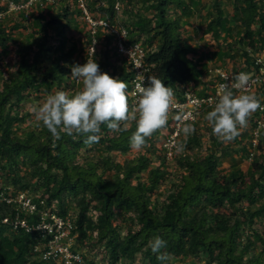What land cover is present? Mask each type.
<instances>
[{
  "label": "trees",
  "instance_id": "obj_1",
  "mask_svg": "<svg viewBox=\"0 0 264 264\" xmlns=\"http://www.w3.org/2000/svg\"><path fill=\"white\" fill-rule=\"evenodd\" d=\"M102 1L95 0L93 17L105 16L127 28V43L142 41L148 48L146 78H160L176 94L183 87L207 88L216 80L208 74V64L199 63L208 52L191 43L194 22L183 23L182 17L191 13L190 1ZM117 1L120 10L115 8ZM201 1L206 5L202 39L206 46L212 41L217 46L210 51L212 57L227 58L251 72L255 57L264 55V0ZM75 4H62L59 10L49 4L47 12L34 6L37 12L30 17L17 11L0 18V60L15 33L30 29L34 38V42L16 43L8 68L0 71V193L27 192L39 209L48 207L63 217L72 210L73 234L91 250L105 249L109 264L133 262L138 254L144 264H162L148 247L157 236L167 242L162 251L174 258L184 256L205 264H264V232L257 227L264 223V134L252 158L251 137L244 146L251 167L226 172L221 160L225 152L238 150L240 135L234 147L220 142L212 130L208 137L213 145L205 134L195 131L185 141L181 132L186 148L173 155L172 172L165 166L163 133L154 134L139 151L130 146L134 123L124 133L102 126L101 139L92 145L85 144L83 136L61 134L53 147L51 133L34 119L28 122L36 108L25 103L34 96L59 90L75 93L72 66L97 57L96 51L89 57L96 32L103 31L105 40L100 70L125 81L129 93L132 88L131 62L118 55L108 28L98 27L94 34L88 31L79 47L67 44V33L81 14L76 0ZM6 10L7 3L0 4V12ZM230 17L238 32L234 37L223 35ZM253 94L264 101V84ZM258 113L251 116L248 132L256 126ZM175 123L170 119L168 126ZM235 156L240 157L232 152L225 158L230 167ZM165 182L168 189L161 192ZM5 215L14 219L16 204L0 201V216ZM21 216L32 221L25 212ZM43 241L38 233L0 223V264H57L43 260V250H34Z\"/></svg>",
  "mask_w": 264,
  "mask_h": 264
},
{
  "label": "clouds",
  "instance_id": "obj_2",
  "mask_svg": "<svg viewBox=\"0 0 264 264\" xmlns=\"http://www.w3.org/2000/svg\"><path fill=\"white\" fill-rule=\"evenodd\" d=\"M71 78L81 84L80 90L69 94L64 90L47 96L45 101L33 109L37 125H43L53 137V147L61 134L72 138L83 136L84 143L92 145L101 139L102 126L113 133L129 131L135 124L130 146L139 151L145 148L154 134L167 130L169 120L182 125L181 132L186 141L195 133L190 117L183 110H176L175 92L172 87L155 76L136 85V95L128 92L125 81L102 72L95 59L83 65L72 66ZM251 75L240 72L233 82L222 84L217 92L218 100L204 117L213 135L222 142L234 141L248 126L251 116L262 108L255 94L244 93ZM184 142L174 145L177 154L185 149ZM166 241L157 236L149 241L148 247L162 264H169L171 255L162 249Z\"/></svg>",
  "mask_w": 264,
  "mask_h": 264
},
{
  "label": "built area",
  "instance_id": "obj_3",
  "mask_svg": "<svg viewBox=\"0 0 264 264\" xmlns=\"http://www.w3.org/2000/svg\"><path fill=\"white\" fill-rule=\"evenodd\" d=\"M58 0H24L22 3H15L13 0H0V4L7 3V10L0 12V18L8 12H22L28 14L29 10L34 6L43 7L45 4H55ZM81 10V17L90 24L91 32L94 34L98 27L108 28L114 34V46L118 55L127 57L132 65L133 79L130 94L132 97L136 95V85L145 81L147 83L146 73L149 66L145 61L148 48L142 41L127 43L128 30L118 25L116 22H110L105 16L94 18L88 0H76ZM105 4V0L102 1ZM115 8L120 10V2L117 1ZM105 15V14H103ZM97 34V32H96ZM99 43L97 36H94L89 47L90 56L96 51ZM240 72H247L246 68H225L222 66H214L209 68L210 76L216 78L212 84L206 88L204 85L196 89L183 87L179 94L175 93V102L177 109L190 117L189 123H197L203 119V115L207 109H210L218 100L217 92L222 84L233 82V78ZM251 75L249 85L243 90L244 93H253L260 84H264V55L256 56L252 71L247 72ZM262 108L258 109V116L254 123L256 126L250 133L252 152L250 158L256 152L259 140L264 134V101L261 102ZM182 125L176 122L171 127L168 137L164 138L163 147L167 158H173L176 153L174 145L180 142ZM0 201L8 204H16V215L11 219L9 215L0 216L1 224H10L13 230L24 229L28 233H38L43 242L35 246V251L41 252L43 260L55 262L57 264H109L108 259L105 263H101L93 258L85 257L84 252L79 249V239L77 234H73L74 223L71 217H63L56 211L45 207L39 209L32 195L27 192H20L16 196L11 194L5 196L0 193ZM44 201L41 200V203ZM21 212H25L31 216L32 221L29 222L27 217L21 216ZM33 215H36L34 217Z\"/></svg>",
  "mask_w": 264,
  "mask_h": 264
},
{
  "label": "rangeland",
  "instance_id": "obj_4",
  "mask_svg": "<svg viewBox=\"0 0 264 264\" xmlns=\"http://www.w3.org/2000/svg\"><path fill=\"white\" fill-rule=\"evenodd\" d=\"M190 1L191 3V13H188L186 15H184L182 17L183 19V23H187L189 21H193L194 22V25H195V28L192 30V34H190L192 36V41L191 43L193 45L196 46L197 49H201L202 52H208V56L206 57V59L204 60H199V63L203 66H206L204 65L205 63H208V68L210 67H214V66H222V67H225V68H236V63L235 62H232L230 61L229 59L227 58H224L222 60H219L218 58L219 57H215L211 55L212 52H214L216 49L215 47H217L215 45V42L212 41L211 45H208L206 46V43L205 41L202 39V31L200 29L204 28L205 27V21H204V18H205V13L204 11H202L203 9L206 8V5H204L202 3L201 0H188ZM95 0H88V3H90V6L91 8L94 7L95 5ZM62 4H70V6L74 7V6H77L75 4V0H58L54 5H55V9L56 10H59V8H61V5ZM51 6H47V8H45V6L43 7H39L41 9V11L43 12H47L46 9H49ZM31 12H28V14L24 13L25 16H29L32 15V13L34 12H37V8H32L30 9ZM29 10V11H30ZM79 15V19L77 20V23H76V26L72 27L71 30L69 31L68 34V38H67V44L69 46H72L74 44H76V46H80V45H83L82 43H84V40H85V37L87 36L86 34H88V31L91 32L92 28L90 27V24H88L86 22L85 19H83L81 17V14H77V16ZM204 16V17H202ZM232 20L233 18L230 17V20L228 21V25L226 26V31H223V35L225 36H236L238 35V32L235 31V26L233 25L232 23ZM21 32V33H20ZM31 30L28 29V30H24L22 32V30L19 31V33H15L14 34V38L12 39V41L10 42V47H8L7 49H4L3 51H1V54H2V60H0V71L1 70H6V68H8V64H9V61H10V57L12 55V47L15 46L16 43L18 42H23V41H27V39L31 40L32 42H34V38L32 37V33H30ZM104 32L101 31V32H97V37L99 39V43L96 47V54H97V57L95 58V60L98 62V61H101V54H102V51L104 50L105 48V40H104ZM207 36V35H206ZM212 36V33H210L207 37L208 38H211ZM207 38V40H208ZM214 44V46H212ZM212 51V52H210ZM78 52V48L76 47V50L74 51L73 55H74V58L77 57V53ZM211 56V57H210ZM89 57H90V54H89ZM87 61H85L84 63H86ZM205 62V63H204ZM210 75V73H208ZM201 87V85L199 86V88ZM81 88V84L80 83H76V88H75V92L78 91L79 89ZM43 93V92H42ZM52 93H44L43 95H36L34 96V99L30 102H26L25 103V106H29L31 105V103L34 105L35 108H38L44 101L45 99L47 98L48 95H50ZM250 94H253V93H250ZM35 120L34 117H32L31 119L28 118V122H30V120ZM195 124V129L198 133L200 134H205L206 135V139H209V135H210V127L207 123V121L204 119H200L197 123H194ZM248 125H249V122H248ZM171 132V127L170 126H167V130L165 132H163V140L165 137H168L169 133ZM250 133L251 132H248L247 131V127L245 129H243L241 131V143H237L238 145V150L234 149V150H230L229 152H225L226 154L223 156L222 158V164L220 165V167L222 168L223 171H226V172H230L231 169L233 168H239V169H242L243 171H246L248 170L250 167H251V163H250V159H247L246 156H245V144L247 145L249 140H250ZM210 140V139H209ZM180 142H183V140H180ZM209 142H211V145H213L212 143V140H210ZM231 145H233L234 147H236L237 145H235V141H232L230 142ZM228 144V143H227ZM225 145V143H224ZM249 146V145H248ZM186 148V147H185ZM233 149V148H232ZM185 150V149H184ZM236 150V151H235ZM184 152V151H183ZM233 152L234 155H239V159H237V157L235 156V164L230 167V165L227 163V161L225 160V158L231 154ZM130 156V154H129ZM123 161V160H122ZM175 165H176V160L175 158H167L166 157V163H165V166L166 167H169V169L174 172L175 171ZM168 186L169 184L168 183H164L161 187H160V191L163 192V191H167L168 189ZM72 210L70 211V214L68 215L69 217H72ZM126 223H123V226H125ZM257 227L264 232V223H258L257 224ZM124 229L122 230V232L124 233ZM79 249L80 251L84 252L85 254H87V256L89 258H93L94 260H98L99 262L101 263H105L106 262V257H105V249H101L100 251L95 249V250H91L88 246H86L84 243H82L81 241H79ZM119 264H144V262H142V258L140 256V254H138L136 256V258L134 259L133 262H128V261H122L121 263ZM169 264H205V262L201 261V262H198L196 260H194L193 258H188V257H180V258H174V257H171V260L169 261Z\"/></svg>",
  "mask_w": 264,
  "mask_h": 264
},
{
  "label": "crops",
  "instance_id": "obj_5",
  "mask_svg": "<svg viewBox=\"0 0 264 264\" xmlns=\"http://www.w3.org/2000/svg\"><path fill=\"white\" fill-rule=\"evenodd\" d=\"M208 63H205V65H207Z\"/></svg>",
  "mask_w": 264,
  "mask_h": 264
}]
</instances>
